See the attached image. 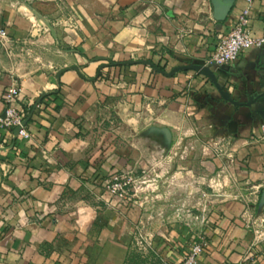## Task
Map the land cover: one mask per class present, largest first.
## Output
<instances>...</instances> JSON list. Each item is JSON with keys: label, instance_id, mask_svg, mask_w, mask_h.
I'll list each match as a JSON object with an SVG mask.
<instances>
[{"label": "crops", "instance_id": "crops-1", "mask_svg": "<svg viewBox=\"0 0 264 264\" xmlns=\"http://www.w3.org/2000/svg\"><path fill=\"white\" fill-rule=\"evenodd\" d=\"M246 7L264 36V0H234L223 21L210 0H0V118L14 82L31 113L29 137L2 131L0 264H123L142 212L103 185L160 164L167 203H201V180L211 201L198 233L160 231L168 264L199 241L196 264H264V45L208 61ZM194 65L235 101L260 97L234 106Z\"/></svg>", "mask_w": 264, "mask_h": 264}, {"label": "rangeland", "instance_id": "rangeland-1", "mask_svg": "<svg viewBox=\"0 0 264 264\" xmlns=\"http://www.w3.org/2000/svg\"><path fill=\"white\" fill-rule=\"evenodd\" d=\"M181 154L182 157L175 156V161H169V166H172V163L184 166L192 160L190 146L183 147ZM163 167L164 164H160L157 170L137 168L130 173V195H134L132 199L137 201L136 205L141 209L142 215L133 226L123 264H168L166 250L162 247L165 240L160 231L172 224H179L187 232L198 233L205 223L204 217L211 203L210 200H205L209 190L206 180H201L202 188L198 195L202 199L201 203H167L164 200L167 192L165 181L171 173L161 172ZM235 194L240 197V190Z\"/></svg>", "mask_w": 264, "mask_h": 264}, {"label": "built area", "instance_id": "built-area-1", "mask_svg": "<svg viewBox=\"0 0 264 264\" xmlns=\"http://www.w3.org/2000/svg\"><path fill=\"white\" fill-rule=\"evenodd\" d=\"M250 2L251 0H247ZM250 9L244 8L236 17L233 27L224 35H222L211 53L208 61L210 63L222 65L233 62L239 54L250 47H261L264 45V36L255 37L251 34L250 28ZM0 38L6 39V31L0 30ZM19 92V84L14 82L11 84L4 95L5 113L0 118V147L5 144L2 131H12L19 126L20 129L17 136L27 138L30 136L23 125L26 114L23 110L13 105L14 98ZM264 137V129H262ZM130 171L115 172L109 176L104 183L103 188L112 196L119 199H127L130 196ZM203 242H193L183 255L180 264H196L198 256L203 252Z\"/></svg>", "mask_w": 264, "mask_h": 264}, {"label": "water", "instance_id": "water-1", "mask_svg": "<svg viewBox=\"0 0 264 264\" xmlns=\"http://www.w3.org/2000/svg\"><path fill=\"white\" fill-rule=\"evenodd\" d=\"M210 2L212 5V17L217 21H223L226 18V16L228 15L234 0H210ZM192 68H194V69L198 70L199 72H201L202 74L206 75L212 81V83L216 87L217 91L219 92L220 96L224 100L230 102L234 106L251 105L256 101V99H258L260 97V95H257L252 100L246 101V102L235 101L229 95V93H227L226 91H224L220 87V85L218 84V82L216 80L214 73L209 69V67L203 66V65H194V66H192ZM64 70H65V68L60 69L57 73V76H59L60 73ZM44 95H45V93L43 92L41 94V97H43ZM39 101H40V99L37 100L36 104H38ZM30 115H31V113H28L26 115V118L23 120V123H22L23 125H25L27 123ZM19 129H20L19 126L15 127L13 130V134L17 135ZM160 131H162V133L164 134L166 144L169 145V143H170V132L166 128H161ZM262 205H264V189L260 192V195H259L258 208H260Z\"/></svg>", "mask_w": 264, "mask_h": 264}, {"label": "trees", "instance_id": "trees-1", "mask_svg": "<svg viewBox=\"0 0 264 264\" xmlns=\"http://www.w3.org/2000/svg\"><path fill=\"white\" fill-rule=\"evenodd\" d=\"M26 113V112H25ZM26 115H27V113H26ZM125 262V261H124Z\"/></svg>", "mask_w": 264, "mask_h": 264}]
</instances>
